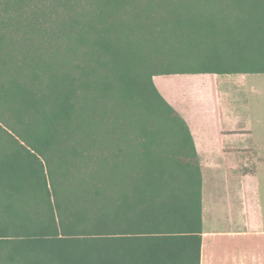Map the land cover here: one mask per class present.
<instances>
[{
  "label": "trees",
  "instance_id": "trees-1",
  "mask_svg": "<svg viewBox=\"0 0 264 264\" xmlns=\"http://www.w3.org/2000/svg\"><path fill=\"white\" fill-rule=\"evenodd\" d=\"M176 75H264V0H0V264H200L192 127L152 80ZM110 101L135 147L99 136Z\"/></svg>",
  "mask_w": 264,
  "mask_h": 264
},
{
  "label": "rangeland",
  "instance_id": "rangeland-1",
  "mask_svg": "<svg viewBox=\"0 0 264 264\" xmlns=\"http://www.w3.org/2000/svg\"><path fill=\"white\" fill-rule=\"evenodd\" d=\"M182 77L184 78L178 81L177 86L163 82H158V86L169 100L181 104L184 107L183 109H186L192 131L199 144L203 141L205 133L217 135L219 129L224 131H248V135L246 133L241 134L242 138L248 136L247 139H240L239 142L249 148L253 145L259 146L264 155V75H247L243 76V78L239 76L220 77V80L217 82V84L219 83V89L217 87L214 88L215 80L208 75H183ZM229 83H232L233 86H230L231 84ZM183 86L192 90V93L182 100L181 89ZM217 97H220V103L228 104H224L225 109L222 110L221 116L215 120L213 118L215 112L214 103L218 100ZM236 100L237 102L233 104L232 102ZM199 109H201V112H199ZM119 110V108L114 106L113 101L99 107L98 113L103 116V126L97 132L100 133L99 136L105 135L104 133H108V135L109 133L113 134L115 121H119L117 125H130V128H127L125 132V138L126 140L134 141L135 147V141L140 140V137L133 133V128H131V124L135 127L136 113L132 109L126 108L125 113L122 114L124 116L121 118L122 115H120L121 112ZM176 111L180 115L182 114L181 109H176ZM113 113H116L117 116L114 117ZM95 117L97 118L98 116ZM6 141H8V137L4 135L0 136V144L6 143ZM119 146V144H115L109 147L104 146L102 149L106 153L115 154ZM238 160L239 170L245 169L249 173H252V176L255 173L256 163L262 161L260 157L255 158L251 155V152H248L246 156H242ZM203 177V197H205L208 207L209 200L207 199V195L211 194V190L213 189L212 187L209 190V180L212 178V174L204 172ZM254 178L249 177L247 181L248 195H250L248 204L249 216L247 226L243 230L247 234L242 235L241 240L233 238L231 241H224L222 239L227 238L230 235L228 233L236 232L238 227L235 224L234 226L229 225L224 221H220L217 226H213L214 224L208 221L206 216L204 222L205 233L208 237L215 238L216 241L212 242L209 240L206 242V248L204 247L203 250L202 264H264V228L262 226L264 223L260 219L259 223L256 221L253 211L255 209V199L259 206V190ZM257 179L261 186L262 202L264 204V172H259V169L257 171ZM234 183L235 185L238 184L235 181ZM221 185H225L224 182L220 183ZM213 193H216V190ZM219 202L217 206L221 210L224 208L225 203L221 204ZM219 216L221 218L224 217L220 213L215 216L216 219H219ZM1 220L2 217H0V222ZM2 226L0 224V229ZM216 245L218 247L215 250ZM0 254L2 255V251H0Z\"/></svg>",
  "mask_w": 264,
  "mask_h": 264
},
{
  "label": "crops",
  "instance_id": "crops-1",
  "mask_svg": "<svg viewBox=\"0 0 264 264\" xmlns=\"http://www.w3.org/2000/svg\"><path fill=\"white\" fill-rule=\"evenodd\" d=\"M229 76H239L240 78H243V76H247V75H226V76L212 75L211 77L214 78L215 80L214 88L217 87V89H219L218 88L219 83L217 84V82L218 80H220V77H229ZM182 78L184 77L177 75V76H155L152 79L159 94L174 110L179 109V106L175 102L169 100L164 95V93L160 90L158 86V82H163L165 84L177 86L178 81L181 80ZM229 84H231L230 86H233L232 83ZM181 90H182V100L186 99L187 96L191 95L192 93V90L188 89L186 86H183ZM219 98L214 103L215 112L213 118L215 120L221 116L222 110L225 109L224 106L225 103H220ZM236 102L237 100L232 103L234 104ZM199 112H201V109H199ZM180 116L185 120L186 124L188 125L185 116H183V114H181ZM190 133L192 136L195 152L197 155L199 169L201 173V179H202L201 201H202V228H203L202 232L203 233H202L201 251H200V264H202L203 250L206 245V242H208L209 240L212 242L216 241L215 238L212 239L208 237L205 233L204 222L206 216L208 221L214 224L213 226H217L220 221H224L227 222V224L229 225L231 224L232 226H234L235 224V226L238 227V230L236 232L228 233L231 236L229 235L227 236V238L222 239L224 241L225 240L231 241L233 238L235 240L238 239L241 240L242 235L244 236L247 234L243 230L247 226V220L249 216L248 204H249L250 195H248V184H247L249 177H253V178L255 177L254 179L256 181L257 188L259 190V206L257 200L255 199V209L253 210L254 217L258 223H259V219L262 223H264V204L262 202L261 186L257 179L258 169L259 172H264V155L259 146L253 145L249 148L247 146L246 147L243 146L239 142L240 139H245V140L247 139L248 136L246 138H242L241 134L246 133L248 135L249 134L248 131L247 132L224 131L219 129L217 135H212L211 133H205L203 137V141L200 144L197 143V140L193 136L191 129H190ZM248 152H251V155H253L255 158L260 157L262 159L260 163L259 162L256 163L254 176H252L253 174L249 173L245 169L239 170L238 159L241 158L242 156H246ZM204 172L212 174V178L210 179L211 181L209 180V188H210L209 190H211L212 187L213 189L211 190V194L207 195V199L209 200L208 207L206 205L205 197H203ZM234 181L238 182V184L235 185ZM222 182H224L225 185L220 186V183ZM214 190H216V193H213ZM218 202L221 204L223 202L225 203L223 209L221 210L218 209L217 206ZM220 213H222V216L224 217L221 218L219 216V219L217 218L218 219L217 220L215 216ZM262 226L264 228V225ZM215 247L216 250L218 246L216 245Z\"/></svg>",
  "mask_w": 264,
  "mask_h": 264
},
{
  "label": "bare ground",
  "instance_id": "bare-ground-1",
  "mask_svg": "<svg viewBox=\"0 0 264 264\" xmlns=\"http://www.w3.org/2000/svg\"><path fill=\"white\" fill-rule=\"evenodd\" d=\"M206 248V247H205ZM206 252V251H205ZM208 254V253H207Z\"/></svg>",
  "mask_w": 264,
  "mask_h": 264
}]
</instances>
